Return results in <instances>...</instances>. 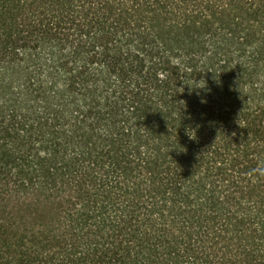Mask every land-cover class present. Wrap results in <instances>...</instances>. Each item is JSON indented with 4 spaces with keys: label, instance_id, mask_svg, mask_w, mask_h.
Segmentation results:
<instances>
[{
    "label": "trees",
    "instance_id": "obj_1",
    "mask_svg": "<svg viewBox=\"0 0 264 264\" xmlns=\"http://www.w3.org/2000/svg\"><path fill=\"white\" fill-rule=\"evenodd\" d=\"M0 264H264V0H0Z\"/></svg>",
    "mask_w": 264,
    "mask_h": 264
}]
</instances>
